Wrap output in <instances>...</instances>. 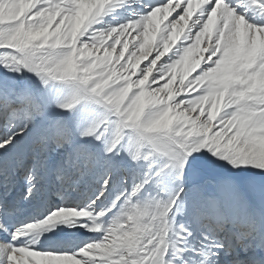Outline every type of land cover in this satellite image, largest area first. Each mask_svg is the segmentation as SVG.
<instances>
[{"label": "snow or ice", "instance_id": "6c2138e0", "mask_svg": "<svg viewBox=\"0 0 264 264\" xmlns=\"http://www.w3.org/2000/svg\"><path fill=\"white\" fill-rule=\"evenodd\" d=\"M0 264H264V0H0Z\"/></svg>", "mask_w": 264, "mask_h": 264}]
</instances>
